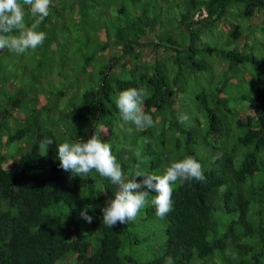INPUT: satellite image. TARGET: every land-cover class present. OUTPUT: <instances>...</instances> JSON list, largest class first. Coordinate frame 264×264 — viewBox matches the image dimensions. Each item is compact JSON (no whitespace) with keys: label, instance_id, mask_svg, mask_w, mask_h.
<instances>
[{"label":"trees","instance_id":"obj_1","mask_svg":"<svg viewBox=\"0 0 264 264\" xmlns=\"http://www.w3.org/2000/svg\"><path fill=\"white\" fill-rule=\"evenodd\" d=\"M124 1L51 0L41 46L0 50V264H264V0ZM37 54L28 80L17 69ZM76 55L68 76L60 62ZM128 88L145 89L154 121L131 135L115 106ZM93 133L128 179L191 156L205 180L174 184L163 218L149 203L110 228L101 209L116 186L57 157V144Z\"/></svg>","mask_w":264,"mask_h":264},{"label":"clouds","instance_id":"obj_2","mask_svg":"<svg viewBox=\"0 0 264 264\" xmlns=\"http://www.w3.org/2000/svg\"><path fill=\"white\" fill-rule=\"evenodd\" d=\"M50 2L51 0H22L23 5L30 6V13L34 18V22L28 26L20 0H0V50L7 49L13 54L23 55L28 50L41 46L46 33L36 29L49 15ZM147 95L143 88H128L115 96V106L121 120L119 126L129 135L134 128L142 130L154 124L151 115L146 114L142 107ZM187 119L186 115L179 117L180 123ZM52 143L51 139L44 138L41 147L47 150V146ZM56 146L62 170L74 177L87 176L95 170L100 177L116 186L113 198H109L105 202L106 206L101 209L102 223L110 228L117 223L123 225L135 220L140 210L149 203L155 207L156 215L163 218L173 209L174 184L205 180L201 165L191 156L171 160L163 174L141 170L137 165L133 178L128 179L112 153L111 144L101 142L99 133H93L87 141L66 140ZM137 177L142 179L137 182ZM249 181L248 179L246 183ZM87 211L86 208L80 214L87 223H91L93 217Z\"/></svg>","mask_w":264,"mask_h":264},{"label":"rangeland","instance_id":"obj_3","mask_svg":"<svg viewBox=\"0 0 264 264\" xmlns=\"http://www.w3.org/2000/svg\"><path fill=\"white\" fill-rule=\"evenodd\" d=\"M124 4L125 5H127L129 8H132L133 6L134 7H138L139 8V10H141L142 8H143V6L145 5L144 3H135L134 5L132 4V2L130 1V0H125L124 1ZM127 7V10H129V8ZM109 18H112V17H105V19H109ZM101 32L100 33H97V34H99L98 35V38L100 39V40H103V38H104V28L102 27L101 28V30H100ZM248 38H250V36H247ZM184 38H185V36H184ZM228 38V37H227ZM246 39V38H245ZM261 39V38H260ZM262 41V40H261ZM217 42L219 43V45H221L222 43H223V39L221 38V37H217ZM264 42V41H263ZM94 45H95V43H94ZM90 49V48H89ZM261 52V51H260ZM260 52H258V53H260ZM111 55H113V53H110ZM147 54H149V52H147ZM77 56L78 55H76L75 56V60L76 61H74V62H72V61H70V62H68L67 61V58H64L63 59V61H61L60 63H62V66L64 65L65 67H64V70H69V69H72V71L68 74V76H72V77H76L77 76V72H76V70L77 69H79V67L80 66H78L79 64H80V61H79V59H77ZM39 60H40V56L37 54L34 58H33V60H32V62H31V59L30 58H28V57H26V59H25V61H24V63L22 64V67H20V68H18L17 69V71H19L20 69H24V70H26V74H27V79L29 80L30 78H28V74L30 73V65H31V63L32 64H34V65H36V64H38V62H39ZM72 60V59H71ZM98 60L99 59H96L95 60V62H94V65H95V69H96V71H97V67H96V63L98 62ZM56 62H59V61H56ZM70 63H73V64H75V66H73V64H70ZM217 64L216 63H214V66H216ZM97 66H98V68L100 69V67L102 66V64H100V63H97ZM57 70H61V68L57 65V63H55V65H54V74H56V72H57ZM216 70H217V72L220 70V69H218L217 67H216ZM221 78H223L222 76H221V74L218 76V79H221ZM53 82H55L57 85L58 84H60L59 82H56V76H53ZM45 81H47V79L45 80ZM202 81L204 82V83H208V81L207 80H205V79H202ZM60 85H62V84H60ZM63 86V85H62ZM46 92H48V90H46ZM78 99H76V101H77ZM215 257L216 258H218V256L217 255H215Z\"/></svg>","mask_w":264,"mask_h":264}]
</instances>
